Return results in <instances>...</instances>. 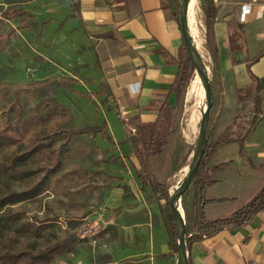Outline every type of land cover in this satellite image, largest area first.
I'll list each match as a JSON object with an SVG mask.
<instances>
[{
  "label": "crops",
  "instance_id": "crops-1",
  "mask_svg": "<svg viewBox=\"0 0 264 264\" xmlns=\"http://www.w3.org/2000/svg\"><path fill=\"white\" fill-rule=\"evenodd\" d=\"M213 3L216 8L214 41L218 56L217 68L211 78L213 137L227 140L248 134L243 144V155H239V148H236L239 144H231L218 146L211 157V166L228 161H233V164L214 174L217 184L206 192L209 200L229 199L206 208L209 220L225 218L241 208L255 195L264 180V172L252 168V165L259 166L264 162V89L257 94L250 78L252 74L264 80V0H213ZM16 4L32 19L23 18V22L13 28L14 33L18 30L40 36L49 27L59 24L60 31L78 35L86 41L80 51L89 54L93 60L79 68L88 67L92 72L85 79L93 90L89 93L74 91L83 97L91 95V100L104 99L110 110L116 111V115L117 111L120 113L125 131L132 129L136 121L152 123L156 118L155 109L161 103L173 106V86L179 74L178 52L183 38L167 0H27ZM73 4L78 5L76 12ZM246 6L249 14L244 22H240L241 9ZM21 24L25 27L20 28ZM72 80L74 83L77 81L75 77ZM80 83L84 88V83ZM98 87L104 88L103 91L97 90ZM256 96L257 106L254 103ZM144 109L149 111H142ZM254 117L257 122L252 126ZM117 119L120 121L118 116ZM114 139L112 137V143L120 150ZM175 141L176 138L169 148ZM169 148L155 163L157 173L167 181L172 177L163 176L161 168L166 154L171 151ZM126 149L131 150L129 144ZM131 154L132 150L121 159L124 167H128L126 163L129 162L131 168L117 176L120 188L127 191L119 206L137 205L133 210L123 209L129 211V216L146 208L158 220L155 224L151 219L131 222L126 228H136L141 239L132 243V240H125L126 246L121 250L130 252H126L123 259L112 258V264L130 258L136 264H173L172 258L160 256L166 253L154 250L153 233L161 222V216L156 202L145 201L150 197V189L141 188L137 180L133 187L136 192L131 185L127 186L129 178L135 177ZM216 157L222 161L216 162ZM171 161L172 158L169 160L170 169ZM114 189L118 188L110 190ZM129 195L136 199L135 203H131ZM149 247L153 250L148 251ZM191 258L193 264H264V209L247 223L224 228L220 233L195 243Z\"/></svg>",
  "mask_w": 264,
  "mask_h": 264
},
{
  "label": "rangeland",
  "instance_id": "rangeland-1",
  "mask_svg": "<svg viewBox=\"0 0 264 264\" xmlns=\"http://www.w3.org/2000/svg\"><path fill=\"white\" fill-rule=\"evenodd\" d=\"M17 1L0 0V124H4L8 118H14L17 112L22 114L23 120L46 115L48 113L46 107L50 105L66 111L63 116L60 115L35 128L34 134L25 135L20 142L19 151L25 152L33 147L34 142H36V134L42 138L48 134L52 135L86 124L101 126L104 123H106V131H110L109 133L112 135L110 136L111 139L112 137L115 138L121 148L120 150L115 148L112 140L108 141L101 135L94 138L89 135L73 137L67 144L66 153L62 158V171L52 181L48 192L34 201L14 208L16 211H26L30 222H37L48 227L40 238L22 239L17 246L45 248L59 239H63L66 234L76 235L77 231L88 222L93 225L99 224L101 232L86 238L84 241H79L73 255H67L62 261L55 264H103L101 257L106 255L115 260L123 259L127 255L126 252H130L126 248H124L126 251L121 250L126 246L124 241L132 240L130 241L132 243L141 239L136 228L126 227L135 221L142 222L151 219L155 224L158 220L152 217L146 208L141 209L134 216H129V211L123 209L128 207L129 210H133L137 205L123 204L119 206V203L124 200L122 196L127 191L123 187L120 188L117 176H120L118 174L121 171L127 173L126 169L131 168L129 162L126 163L128 167H124L121 162V159L125 158L126 154L132 150L126 138L125 128L117 119L116 111L110 110L104 99L91 100L75 93V91H88L89 93L93 90L92 87H89L88 79H85L92 72L89 71L88 67L79 68L83 64L89 65L93 60L89 54L80 51L81 46L86 44L85 40L78 35H70L68 32L60 31L58 29L59 24L54 28L49 27L40 36L23 31L18 32V30L13 34L9 33L11 29L17 28L23 22V18L8 21L3 19L1 14L5 10L20 7L16 4ZM202 3L203 0H195L190 9L194 15L188 10V26L211 80V72L208 67L210 60L204 48L205 28L202 27L204 25L201 20ZM39 29L42 31L43 28ZM62 77L66 80L67 85L60 82L59 79ZM74 77L77 79L76 83L72 80ZM45 80L51 81L45 87H26V84ZM80 82L84 83V88ZM72 86L74 92L70 91L69 87L72 90ZM190 86L187 88L184 98V119L181 135L176 138L175 144L169 148L171 151L166 154L161 168L162 175L168 179H170V158L179 161L188 155L190 158L198 137V125L203 111L199 103L203 88L198 78L195 93L188 97ZM98 89L102 92L104 88L98 87ZM194 94L196 95L194 96ZM15 103L18 105L14 107ZM190 115L195 116V123L192 127H189ZM63 141L65 142V140ZM63 141L56 140L53 148L57 149L61 142L64 143ZM127 144H129L130 151L126 149ZM236 148H239V155L244 154L240 145H237ZM15 150L16 147L2 150L0 162L10 157ZM123 152L125 154H122ZM215 160L218 163L222 161L217 157ZM228 162H231L228 167L230 168L233 161ZM45 163H48L47 159L38 155L33 161L27 163L24 171L35 170ZM187 172L188 167L181 169L177 174L179 182L182 181ZM134 176L129 178L126 183L127 186L131 185L132 190L135 191L133 188L136 181L135 170ZM172 179L170 181H173ZM8 186L16 191H22L26 185L21 182H11ZM6 188L0 182V192L5 191ZM112 188L118 189L110 190ZM191 197L189 192L183 199L185 208L180 207L183 215L188 211L191 212ZM129 198H131V203L136 202V199H133L131 195ZM145 201H149V197ZM116 229H120V231L116 232ZM153 235L156 247L154 250L157 249L159 252L166 253V258H172L173 264H177L176 255L168 256L167 234L162 220L159 226L155 228ZM144 237L145 240H148L146 236ZM147 250L152 251L153 249L149 247ZM162 255L165 254H160V256ZM132 261L135 262L134 259L130 258L118 262V264H136Z\"/></svg>",
  "mask_w": 264,
  "mask_h": 264
},
{
  "label": "trees",
  "instance_id": "trees-1",
  "mask_svg": "<svg viewBox=\"0 0 264 264\" xmlns=\"http://www.w3.org/2000/svg\"><path fill=\"white\" fill-rule=\"evenodd\" d=\"M17 2L23 4L27 2V0H18ZM167 4L176 23L181 29L179 0H167ZM72 7L74 12L78 10L77 4H73ZM201 14L205 28V47L210 59L208 67L212 78L218 63L214 41L216 8L213 0H203ZM1 16L5 20H12L14 18L32 19V17L21 8L5 10L2 12ZM23 27H25V24L20 25V28ZM9 33L13 34L14 29H11ZM202 61L204 62L203 58ZM178 62L179 74L173 86L175 94L173 106H169L167 103H161L160 106L155 109L156 118L152 123H141L140 121H136L137 123L132 129L128 128L126 130L127 140L132 148L131 158L136 180L141 188L150 189L149 201L158 204L161 220L167 234V244L169 247L168 256L170 257L177 256V233L169 199L174 193L175 187L180 183L177 179V174L181 169L189 167L192 155L190 158H188V155L180 161L178 159L171 161L170 176L173 178V181L162 179L155 169V163L159 157L167 152L171 141L181 135L184 119L185 93L194 77L197 75L196 66L190 59L184 42L178 52ZM204 65H206L205 62ZM250 78L258 94L264 89V80L252 74ZM59 80L60 82H64V85H67L63 77ZM50 82L49 80L33 82L31 84H26V87H45ZM69 88L70 91H73L71 87ZM84 97L90 98L91 95H84ZM254 103L257 106V96L254 99ZM17 105L18 104L15 103L14 107ZM46 108L48 110L46 115L23 120L22 114L17 112L14 118H8L4 124H0V152L11 147H16L15 152L10 157L0 162V182L7 187L5 191L0 192V264H55L62 261L67 255H73L76 252L77 243L86 240L79 239L77 234H66L63 239H59L57 242L45 248H29L24 246H21V248L17 246L18 242L22 239L40 238L44 230L48 228L46 225L30 222L26 211H16L14 208L18 205L34 201L48 192L52 181L62 171V158L66 153L67 144L70 140L73 137L82 135H89L92 138L101 135L108 141H111V137L106 131L105 123L101 126H90L86 124L81 127H74L70 130L59 131L52 135L48 134L42 138L36 134V142H34L33 147L25 152L19 151L20 142L25 135L28 133L34 134L35 128L49 122L53 118H57L60 115L63 116L66 113L65 110L58 109L53 105ZM142 111L147 112L149 110L144 109ZM213 111L214 106H212L209 112V122L205 135L206 145L202 159L198 165L191 186L181 198V206L185 208L183 199L189 192L191 193V212L188 211L184 214L185 216L183 215L185 222L184 238L189 264H193L191 255L192 246L195 243L220 233L224 228L237 227L247 223L255 214L264 209L263 180L259 190L241 208L225 218L213 220L206 218V208L209 205L215 203L221 204L229 201V199L225 198L220 200H209L206 197L207 190L217 184V181L213 178L214 174L225 170L231 164V162H226L211 166V157L215 149L223 145L239 144L243 153V144L248 134L247 132L245 135L236 139H215L213 137L214 128L212 124L214 118ZM117 116L123 125H125L118 111ZM256 122V117H254L252 126H254ZM44 140L48 141L45 142ZM56 140H65V142H61L59 147L55 149L53 148V144ZM38 155L45 157L48 163L39 166L35 170L25 172L24 168L27 163L33 161ZM252 168L264 172V162L259 166L252 165ZM11 182H21L26 186L24 190L16 191L8 186ZM159 202L163 203L159 204ZM165 256H167V254L161 257ZM101 261L103 264H112V257L109 255L102 256Z\"/></svg>",
  "mask_w": 264,
  "mask_h": 264
},
{
  "label": "water",
  "instance_id": "water-1",
  "mask_svg": "<svg viewBox=\"0 0 264 264\" xmlns=\"http://www.w3.org/2000/svg\"><path fill=\"white\" fill-rule=\"evenodd\" d=\"M190 0H182L180 3V26L183 42L187 49V53L196 66L197 77L200 79L204 98L205 108L202 111L198 137L196 144L193 146L192 159L188 167V172L182 181L175 187L174 193L170 196L169 202L173 212V217L176 223L177 233V264H189L186 253L184 230L185 222L184 216L181 210V198L188 191L195 178L198 165L202 159L204 148L206 145V129L209 122V112L213 106V93L211 89V82L206 71L202 57L197 50V46L192 38V35L188 26V9Z\"/></svg>",
  "mask_w": 264,
  "mask_h": 264
},
{
  "label": "built area",
  "instance_id": "built-area-1",
  "mask_svg": "<svg viewBox=\"0 0 264 264\" xmlns=\"http://www.w3.org/2000/svg\"><path fill=\"white\" fill-rule=\"evenodd\" d=\"M249 11H250L249 7H247V6L242 7L240 18H239L240 22L245 21L246 15L249 14ZM193 40H194V38H193ZM194 42H195V40H194ZM196 46H197V44H196ZM182 213H183V211H182ZM100 232H101V227L99 224L93 225V224L86 222V224L80 230L77 231V237L81 240H84L86 238L95 236L96 234H98Z\"/></svg>",
  "mask_w": 264,
  "mask_h": 264
},
{
  "label": "bare ground",
  "instance_id": "bare-ground-1",
  "mask_svg": "<svg viewBox=\"0 0 264 264\" xmlns=\"http://www.w3.org/2000/svg\"><path fill=\"white\" fill-rule=\"evenodd\" d=\"M195 3V0H190V4H189V11H190V9H191V7H192V5ZM190 13L191 14H193L194 15V13H193V11H190ZM188 22H189V19H188ZM191 31V30H190ZM192 34V33H191ZM193 37V36H192ZM197 84H198V78L196 77L195 78V80L194 81H192V83H191V86H190V89H189V92H188V97H189V95H191V94H193V93H195L194 91H195V88L197 87ZM201 88V87H200ZM196 94H194V96H195ZM199 105H201L202 106V110L205 108V98H204V93H202V89H201V100H200V103H199ZM191 117H190V122H189V124H190V126L189 127H192L193 125H194V123H195V116L194 115H190ZM188 121V120H187ZM190 132V131H189Z\"/></svg>",
  "mask_w": 264,
  "mask_h": 264
}]
</instances>
